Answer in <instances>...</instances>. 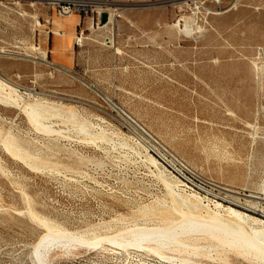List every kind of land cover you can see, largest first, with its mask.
Segmentation results:
<instances>
[{
    "label": "rangeland",
    "instance_id": "rangeland-1",
    "mask_svg": "<svg viewBox=\"0 0 264 264\" xmlns=\"http://www.w3.org/2000/svg\"><path fill=\"white\" fill-rule=\"evenodd\" d=\"M106 1L68 73L56 9L0 0V264L264 263L199 221L264 223V0Z\"/></svg>",
    "mask_w": 264,
    "mask_h": 264
},
{
    "label": "crops",
    "instance_id": "crops-1",
    "mask_svg": "<svg viewBox=\"0 0 264 264\" xmlns=\"http://www.w3.org/2000/svg\"><path fill=\"white\" fill-rule=\"evenodd\" d=\"M54 23L58 30L52 31L46 40L51 62L60 70L68 73L71 69L82 65L83 57L88 58L87 66L92 65L95 62L93 56L102 39L100 33L102 29L93 27L90 17L77 13L63 16L56 11ZM80 30H85L87 38L82 46H77L75 38Z\"/></svg>",
    "mask_w": 264,
    "mask_h": 264
},
{
    "label": "built area",
    "instance_id": "built-area-1",
    "mask_svg": "<svg viewBox=\"0 0 264 264\" xmlns=\"http://www.w3.org/2000/svg\"><path fill=\"white\" fill-rule=\"evenodd\" d=\"M48 5L54 7L56 11L63 16L72 14H81L91 18V25L96 28L104 29L108 26L113 27L115 23L122 17L121 10L115 4L106 0H42ZM108 15V20L102 23L103 14ZM112 36L104 37L107 45H113ZM87 38L85 30H80L76 36V45L82 46Z\"/></svg>",
    "mask_w": 264,
    "mask_h": 264
},
{
    "label": "bare ground",
    "instance_id": "bare-ground-1",
    "mask_svg": "<svg viewBox=\"0 0 264 264\" xmlns=\"http://www.w3.org/2000/svg\"><path fill=\"white\" fill-rule=\"evenodd\" d=\"M216 2L220 3L221 0H215ZM113 35L114 33L112 34V37L111 39H113ZM113 43H114V39H113ZM49 64L53 67H57L56 65H54L52 62ZM58 69H60L58 67ZM5 82L7 83H10L9 81H7L6 79H3ZM3 84V82H2ZM12 84V83H10ZM4 86L6 84H3ZM13 85V84H12ZM11 86V85H10ZM14 86V85H13ZM6 87V86H5ZM12 91V90H10ZM12 94V92H11ZM18 96V95H17ZM4 98V97H2ZM1 98V100H2ZM7 98V97H6ZM5 98V99H6ZM4 99V100H5ZM16 99V98H15ZM6 101V100H5ZM3 101V102H5ZM11 103V101H10ZM14 103V102H13ZM32 111H34L38 116H43V113L47 110L43 105L42 106H32ZM30 108V109H31ZM263 199V198H262ZM230 212L234 215H236L237 217H239V219H241L240 221H220V220H214V219H205V220H199L201 222H206L207 224H211L213 226H215L216 224H220L224 227V230L222 231H225V233L227 232V234L231 235L234 237V239H236L235 241H243L244 244L246 247H248L247 249H249V247H251V245H254V247L262 250L264 252V223L260 224L261 222L257 219H253V221H256L258 222L259 221V224H250L248 223L246 220L249 219L248 216H246L245 214H242L241 212L237 211V210H234V209H230ZM264 214V212H263ZM251 218V217H250ZM198 222V221H197ZM264 222V221H263ZM200 223V222H199ZM195 227H198L197 225H194ZM212 226V227H213ZM223 229V228H222ZM217 230V229H216ZM215 232V231H214ZM232 237V238H233ZM230 240L228 239V242ZM233 243V242H232ZM235 243V242H234ZM231 244V243H230ZM239 244V243H238ZM235 245V244H234ZM240 245V244H239ZM238 247H241L239 246ZM244 248V246L242 247V249ZM239 249V248H238ZM241 249V248H240ZM241 249V250H242ZM246 249V248H245ZM252 249V248H250ZM254 250V249H252ZM251 251V250H250ZM243 252V251H242ZM246 252V251H244ZM243 252V253H244ZM257 252V251H256ZM258 253V252H257ZM260 253V252H259ZM247 254V253H246ZM254 254H255V251H254ZM245 255V254H244ZM257 255V254H256ZM262 255V254H261ZM246 256V255H245ZM251 257V255H249ZM263 260H260V261H264V253L263 255L261 256ZM253 258V256H252ZM251 258V260H252ZM259 258V257H258ZM256 259V258H255ZM261 264H264V263H261Z\"/></svg>",
    "mask_w": 264,
    "mask_h": 264
},
{
    "label": "water",
    "instance_id": "water-1",
    "mask_svg": "<svg viewBox=\"0 0 264 264\" xmlns=\"http://www.w3.org/2000/svg\"><path fill=\"white\" fill-rule=\"evenodd\" d=\"M107 20H108V15L105 13V14H103V16H102V23L107 22Z\"/></svg>",
    "mask_w": 264,
    "mask_h": 264
}]
</instances>
